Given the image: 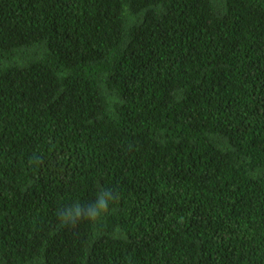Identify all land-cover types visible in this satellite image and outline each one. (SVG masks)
Segmentation results:
<instances>
[{
	"label": "trees",
	"instance_id": "16d2710c",
	"mask_svg": "<svg viewBox=\"0 0 264 264\" xmlns=\"http://www.w3.org/2000/svg\"><path fill=\"white\" fill-rule=\"evenodd\" d=\"M0 264H264V0H0Z\"/></svg>",
	"mask_w": 264,
	"mask_h": 264
},
{
	"label": "clouds",
	"instance_id": "9594fccd",
	"mask_svg": "<svg viewBox=\"0 0 264 264\" xmlns=\"http://www.w3.org/2000/svg\"><path fill=\"white\" fill-rule=\"evenodd\" d=\"M117 199L115 193L109 189L101 190L95 202L88 204L87 206H81L79 203H75L64 208L58 213V217L62 226H75L81 220H88L96 223L102 215L109 212V204ZM115 231H119L116 229Z\"/></svg>",
	"mask_w": 264,
	"mask_h": 264
}]
</instances>
